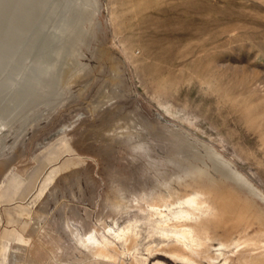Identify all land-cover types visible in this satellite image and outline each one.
Returning <instances> with one entry per match:
<instances>
[{
    "label": "rangeland",
    "instance_id": "rangeland-1",
    "mask_svg": "<svg viewBox=\"0 0 264 264\" xmlns=\"http://www.w3.org/2000/svg\"><path fill=\"white\" fill-rule=\"evenodd\" d=\"M99 1L67 94L0 130V264H251L242 241L258 223L201 233L182 181L173 198L155 173L174 169L166 139L182 131L264 194V0Z\"/></svg>",
    "mask_w": 264,
    "mask_h": 264
},
{
    "label": "bare ground",
    "instance_id": "bare-ground-1",
    "mask_svg": "<svg viewBox=\"0 0 264 264\" xmlns=\"http://www.w3.org/2000/svg\"><path fill=\"white\" fill-rule=\"evenodd\" d=\"M100 9L101 3L99 0H0V130L14 121H27L40 105L51 107L55 100H57L58 95L67 94L66 87L69 85H66L68 80L66 79V75L72 73L70 76L73 77V74L77 73V69H80L82 66L78 60V43H81L83 37H89L87 32L95 27H91L94 22V15L96 16ZM33 19H35V22H32L34 21ZM29 23L32 24V26L33 23L34 25L37 23V26L32 27ZM28 24L32 28L27 30V27L25 30V27ZM87 24L91 25L88 26L91 27L89 30ZM90 32L92 31H89V34H92L91 36H93V32ZM85 33L86 35H84ZM95 37H97V35H95ZM101 40L102 39H100V42ZM89 41L91 42L90 39ZM87 48L89 49L90 47ZM104 48L106 49V46ZM114 68L115 67H113V69ZM80 70L82 71L84 69ZM79 74L81 75V73H78V75ZM84 74L88 75L87 72H84ZM120 78L121 77H119V79ZM71 79L74 80L76 78ZM71 79L69 77V80ZM118 82L121 81L119 80ZM118 82L116 85H118ZM113 84L114 83L109 85V87L111 88ZM104 91L103 88V92L101 93H104V95L107 96L109 92ZM111 91L112 89H110V93ZM101 93H99V95ZM112 96L116 97V95L113 94ZM102 98L104 100V96ZM100 99L98 98L99 101ZM109 99L112 98L109 97ZM65 101H67V99H65ZM122 103L123 102L120 104ZM115 107L112 109H115ZM116 111V113H118V110ZM140 121H142V119ZM134 122L136 121L134 120ZM31 124L34 123L31 122ZM145 124H147V122ZM145 124L143 126L147 129ZM151 124L156 127L154 123ZM114 125L116 126V123ZM33 127L36 126L33 125ZM110 127L112 128L113 126L111 125ZM124 128L125 131H122L120 134L122 136L121 139H123L124 142L133 140L132 138L136 130L135 125L132 122H126ZM155 131L157 130L154 129V132ZM180 132L177 134L172 133L174 134L173 137L171 139H166L168 149L171 152L166 159L174 169L170 170L167 168L165 172L156 170L155 176H159L160 173L164 174L166 181L164 182L163 178V184L166 185V188H168L173 198H181L183 196H180L181 190L175 189L173 185L171 186L170 181L173 180L174 182L175 179L178 182L182 181L183 190L186 192V201L189 205L187 211L192 208H195L198 212L201 210L204 211V216L200 219V223L202 224V227L200 228L202 230L201 233L215 234V230L219 228L227 226H233L236 228L244 222L252 227L255 223H258L261 226V230L245 237L242 244L245 248L252 249L255 252L250 256L251 264H264V218L259 213V211L263 212V210L259 209L257 201H254L251 198V196H257L264 200V194H262L261 191H258L259 189L257 190L253 187V183L251 184L250 180L249 182L247 178H244L245 176L233 166L231 160L229 161L224 158L223 155L221 156V154L215 151L214 149L216 148H208L206 153H202L197 148L196 144H194L195 142L190 139L189 141L188 138L185 135L180 134ZM119 133L117 132V134ZM117 134H114L116 135V138H118ZM154 134L156 135V133ZM120 140L118 142H120ZM142 140V138H139V140L132 142L131 145L134 148L143 146L144 142ZM1 141L2 137L0 136V153L6 150V144H1ZM206 143L208 142H205V144ZM143 147L144 149L147 148L145 146ZM0 158L3 157L0 155ZM207 159L209 161H207ZM4 161L6 160H3L2 163ZM200 161L203 162L202 165L200 164ZM209 168H212L213 171ZM38 169L39 167L31 172V178ZM184 191L183 193H185ZM164 195H166L165 192L160 193L154 189L151 192L150 197L148 196L149 199H147L154 200L156 197L161 198ZM120 198L123 199L124 196L122 195ZM135 199H137V196Z\"/></svg>",
    "mask_w": 264,
    "mask_h": 264
}]
</instances>
